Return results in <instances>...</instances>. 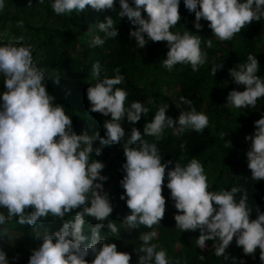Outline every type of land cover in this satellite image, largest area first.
<instances>
[{
	"label": "clouds",
	"instance_id": "obj_1",
	"mask_svg": "<svg viewBox=\"0 0 264 264\" xmlns=\"http://www.w3.org/2000/svg\"><path fill=\"white\" fill-rule=\"evenodd\" d=\"M114 3L119 5V17L135 26L128 35L135 39L137 47L144 49L149 40L166 42L162 61L166 69L187 63L195 72L205 63L199 35L186 29L183 34L170 31L181 19L180 0H52L51 7L60 15L79 13L86 5L96 11L112 9ZM183 5L194 13L193 28L199 30V21L206 20L221 41L230 40L246 24L264 18V0H183ZM3 7L4 0H0V9ZM97 28L106 38L118 35L109 16L98 22ZM103 42L100 36L92 39L95 46ZM211 46L208 40L207 47ZM221 67L213 66L212 76ZM258 68L256 56L249 54L246 63L228 69L233 82L244 87L242 91L230 90L226 103L236 108L256 107L257 100L264 97V79L256 74ZM99 69V63L92 64L94 77L99 76ZM114 71V77L98 79L86 89L88 110L110 117L103 122L104 135L95 132L89 136L83 131L77 134L64 106L54 103L55 97L46 90L47 79L34 61L32 47L12 41L0 44V76L5 89L0 91V208L7 210V217L0 212V225L13 217L21 225H34L47 218L61 221L58 230L36 234L39 244L31 250L27 264H129V253L118 251L115 243L100 236L113 207L103 189L102 182L108 179L101 175L104 164L90 156L93 152L99 156L103 147L119 144L125 134L122 121L135 125L148 109L139 101L125 107L128 93L115 87L123 76L118 68ZM179 99L189 109L180 111L174 119L166 115L168 105L164 104L144 126V135L159 136L165 126H176L177 134L185 128L200 132L208 126L206 114L197 112L190 100ZM253 125V132L244 136L245 141H250L245 156L251 178L257 181L264 180V112ZM224 136L221 132L220 137ZM97 140L99 146L93 149ZM225 146L229 147L230 142ZM122 148L125 159L119 184L123 193L119 198L130 210L122 218L128 229L159 224L165 212L163 184L177 210L173 215L175 227L181 232L198 230L195 242L200 249L206 241L219 240L215 254L228 259L225 250L235 236L236 245L242 246L246 255L258 247L264 264V212L257 207L255 219H250L252 210L246 193L237 199L241 191L237 187L209 190L203 166L195 158L183 166L171 160L161 162L157 146L142 139L141 131L134 126ZM29 207L31 211L26 212ZM73 211V219L65 221V215ZM85 217L97 221L89 227L90 236L84 231ZM107 228L113 234L118 231L111 221ZM156 235L153 230L139 236V252L143 253L139 264H170L165 250H156L157 245L150 243ZM89 256L90 261L85 259ZM0 264H9L3 251Z\"/></svg>",
	"mask_w": 264,
	"mask_h": 264
},
{
	"label": "trees",
	"instance_id": "obj_2",
	"mask_svg": "<svg viewBox=\"0 0 264 264\" xmlns=\"http://www.w3.org/2000/svg\"><path fill=\"white\" fill-rule=\"evenodd\" d=\"M39 2L43 3L45 8L52 4V0H39ZM117 5L118 3H114L112 9H104L103 11L93 10L86 5L85 9L79 13L73 11L64 14L71 26L64 28L49 27L45 24L35 27L28 24L24 16L9 13L8 10H0V21L17 20L23 23L24 28L40 33L46 40L47 43L40 46H31L32 55L37 67L43 70L45 74L47 79L46 90L55 97L54 103L64 106L65 114L71 117L73 130L77 134L83 131L89 136H92L95 132H99L100 136L104 135L103 122L110 117L88 110L89 102L86 98V89L89 85H94L98 79L114 77L116 74L114 69L118 68L119 73L123 76L122 82L115 87L122 88L128 93L125 107H128L133 101H139L148 109L147 113L142 114L141 119L135 125L122 121L125 134L119 144L103 147L99 156H96L95 153L92 157L90 156V159L94 158L104 164L101 175L107 176L108 179L102 182L103 189L108 193L113 207L112 213L103 222L105 227L101 228L100 236L105 241L115 243L117 250L122 251L124 244L128 243L130 238H133L140 248L142 241L139 236L142 233L152 231V229L147 230L144 225H138L136 229H128L122 219L130 211L126 207L125 201L119 198L123 193V189L119 184L123 175L121 164L125 159L122 147L130 137V130L133 126L141 131L142 139L157 146L162 155L161 162L171 160L183 166L195 158L202 164L205 174L208 173L206 176L209 190L221 191L237 187L241 190L236 194L237 199L246 193V202L252 210L250 219H255V208L258 207L261 212H264V180L254 181L251 178V171L247 168L245 156L249 144L244 146L242 139L234 135L233 131H230V124L227 120L230 117H238L241 113L243 117L254 115L256 107L259 105L262 107L264 102L259 103L257 100L255 108H236L226 103V93L228 92L227 86L230 85L229 82L232 79L228 74V69L234 67L239 59L245 61L249 53L256 56L260 61L259 63L264 64V40H262L264 32L252 28V33H255L258 38L254 41L252 36L244 40L245 50L243 52L237 53L236 50L221 49V57L217 60H214L211 54L201 49L206 54L205 63L200 67H203V70L208 73L205 81L207 87L203 88L200 84L195 86L194 83L188 82L184 88L181 87L178 90L177 98L174 101L179 102L182 109L180 111H187L189 105L182 103L179 99L184 97L186 100L191 101L192 107L197 112L208 114V126L205 129L197 132L185 128L182 133L177 134L176 126L172 128L165 126L159 136L144 135V126L151 121L159 107L167 104L166 115L174 119L179 113L175 114L176 112L171 108V102L158 95L156 80H153L149 85L150 95L147 96L143 87L131 79L128 73V64L139 61L141 64L151 65L152 70L157 71L165 58L166 42H152L149 40L144 49L137 47L135 39L128 35L129 29L134 30L135 26L130 25L129 22L120 24L115 21V17L118 15ZM178 11L186 14L184 16L180 15V21L170 31L178 29L183 34L185 29L188 30L193 27L194 13H189L185 9L183 0H180ZM105 16L113 19L118 32L116 38H106L104 33L98 30L97 24L103 22ZM204 21L208 25L209 22ZM94 36L102 37L104 39L103 44L99 46L92 45ZM20 39L23 38L16 30H0V44L9 41L26 44ZM57 39L60 41L58 44L54 42ZM85 39L91 44L87 49L82 46ZM94 63L100 65L99 76L97 77H94L91 71V66ZM219 65H222V67L212 76L210 69ZM177 66L182 69L183 74L190 73L191 66L189 64L178 63ZM240 87L241 89H238V91H242L244 86L240 85ZM4 90L3 77L0 76V91ZM261 101H264V97ZM221 132L225 133L224 138L220 137ZM230 135H233V137ZM238 135L242 137L243 131L239 130ZM227 141L231 144L229 148L225 146ZM181 144L184 146L183 149H181ZM98 146V140L94 141L93 149ZM168 167L170 168L172 165L170 164ZM164 183H166V175ZM161 194L165 197V203L173 204V201L169 198V190L163 184ZM0 210L7 211L4 208H0ZM25 211H31V207L25 209ZM74 211L70 212L69 216H65L64 220L73 219ZM109 221L117 227L116 234H113L107 228ZM96 222L92 217L85 220L87 224L84 229L86 235L90 236L89 227ZM48 224L50 227H48ZM60 225L61 221L59 219L53 220L52 218L42 219L34 225H21L17 223L15 217L9 220L6 225H0L4 232L10 231L25 235V241L16 242L13 250L6 254L9 264H27L31 250L39 244L36 234L44 230H58ZM189 233L193 242L179 251L171 249L172 240L166 239L161 232L152 241L158 243L156 250H165L170 264H185L190 260L204 258L208 253H210V256L212 255V262L210 261L209 264H238L250 257L260 260L258 247L253 254L246 255L242 251V246L236 245L235 236L225 250L228 259H224V256L215 254V248L218 246L219 240L206 241L205 247L200 249L195 242L196 237L199 235L198 230L189 231ZM150 243L152 242L150 241ZM130 257L129 264H139V257ZM85 259L90 261L92 257L89 256Z\"/></svg>",
	"mask_w": 264,
	"mask_h": 264
},
{
	"label": "rangeland",
	"instance_id": "obj_3",
	"mask_svg": "<svg viewBox=\"0 0 264 264\" xmlns=\"http://www.w3.org/2000/svg\"><path fill=\"white\" fill-rule=\"evenodd\" d=\"M117 7L119 14V5H117ZM0 10H8L9 13H17L20 16H24L28 24L35 27L40 26L41 24L56 28H64L70 26V23L64 14H55L51 7V4L47 8H45L44 4L39 2V0H4V7ZM141 14L142 16L146 15L143 11L141 12ZM179 14L181 16H184L186 13ZM115 21L120 24L128 22L127 18H120L119 15L115 17ZM199 23L201 24V28L199 30L191 27L190 29H188V31L200 36V48L205 52L211 54L214 57V60H217V58L221 57V49L233 51L236 50L237 53L240 51L243 52L245 50L244 40L252 36L254 41L258 38L255 33H252V28L264 32V18H261V20H255L246 24L240 30V32L234 34L230 40L221 41L215 35H213L211 29L208 27V25H206V22L203 19H201ZM4 29L16 30L23 38L20 40L24 41L27 45L30 46H40L44 43H47L40 33H36L33 30H27L26 28H24L23 23L17 20L0 21V30ZM174 32L180 33V30L177 29ZM208 40H211V47H207ZM262 40H264V36ZM54 42L58 44L60 41L57 39ZM82 46L84 49H87L91 46V44L87 39H85ZM257 60L259 63V59ZM246 62L247 59L245 61L239 59V61H237V64ZM128 73L131 79L136 84L143 87L147 96L150 95L149 85L153 80H156L158 95L164 97L166 100H168V102H171V108L174 109V111L176 112H174L175 114H178L179 111L182 110L180 108L179 102L174 101L177 98L176 94L181 87L184 88L188 82L194 83L195 86H197V84H200L203 88L207 87L205 81L206 75L208 73L203 70V67L200 66H198L195 72H193L190 67V73L183 74L182 69L179 68L177 64H175L171 70L166 69L163 64H161L157 68V71H154L152 70L151 65H144L137 61L132 64H128ZM256 74L264 79L263 63H259L258 72ZM182 83L184 84L181 86ZM229 84L230 85L227 86L228 92L233 89L237 91L238 89H241L240 85L235 84L232 79L230 80ZM261 100L262 97L258 99L259 103L264 102ZM259 107L260 105L257 106L254 110V112H256L254 115H247L243 117V114L241 113L238 117H230L227 120L230 124V131H233L234 135H237L240 139H242L241 141L244 146L250 144V141L244 140V136L246 134L250 135L253 132V121L258 119V116H260V112H263L264 105L260 107L262 109H260ZM206 115L209 119V115ZM239 130L243 131L242 137L241 135H238ZM230 136L233 137V135ZM229 147H231V144ZM91 155H94V152ZM206 175H208V173ZM176 211L177 210L173 207L172 203H165V212L163 218L160 220L159 224H154L151 228L147 227V230L152 229V231H156L157 234L161 232L163 235H165L166 239L172 240V243L170 244L171 249L174 251H179L183 250L185 247H187V245L191 244L193 242V239L189 231L181 232L177 227H175L173 215L176 213ZM0 212H3L7 217V211L0 210ZM68 214H66L65 216H69ZM88 218L89 217H85V220H88ZM8 221L9 220L6 218L5 223L2 224V226L6 225ZM85 226H87L86 223ZM48 227H50L49 224ZM24 236L25 235L17 234L15 232H4L2 228H0V251H3L5 254H9L13 250L16 242L25 241ZM151 242L156 245L158 244L154 241ZM122 251L127 252L130 254V256L137 258L142 255V253L139 252L138 244L134 241L133 238H130L129 242L124 244ZM211 259L212 255L210 256V253H208L204 256L203 259L190 260L185 264H209ZM238 264H261V261L256 258L250 257Z\"/></svg>",
	"mask_w": 264,
	"mask_h": 264
}]
</instances>
